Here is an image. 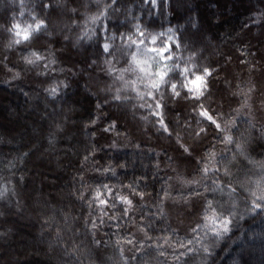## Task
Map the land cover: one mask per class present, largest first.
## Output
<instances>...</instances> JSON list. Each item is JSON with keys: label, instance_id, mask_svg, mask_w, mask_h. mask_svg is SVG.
Returning <instances> with one entry per match:
<instances>
[{"label": "clouds", "instance_id": "9594fccd", "mask_svg": "<svg viewBox=\"0 0 264 264\" xmlns=\"http://www.w3.org/2000/svg\"><path fill=\"white\" fill-rule=\"evenodd\" d=\"M0 264H264V0H0Z\"/></svg>", "mask_w": 264, "mask_h": 264}, {"label": "trees", "instance_id": "16d2710c", "mask_svg": "<svg viewBox=\"0 0 264 264\" xmlns=\"http://www.w3.org/2000/svg\"><path fill=\"white\" fill-rule=\"evenodd\" d=\"M6 103L8 105L15 104L16 101L12 99L11 94L5 95L3 90H0V117L7 111Z\"/></svg>", "mask_w": 264, "mask_h": 264}]
</instances>
